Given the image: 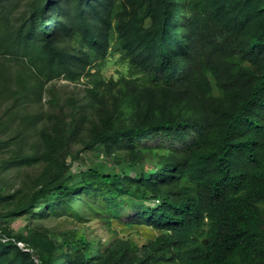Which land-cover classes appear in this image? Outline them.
Instances as JSON below:
<instances>
[{"label": "trees", "instance_id": "16d2710c", "mask_svg": "<svg viewBox=\"0 0 264 264\" xmlns=\"http://www.w3.org/2000/svg\"><path fill=\"white\" fill-rule=\"evenodd\" d=\"M83 76L91 124L49 85ZM152 201L124 221L160 230L145 244L82 227ZM62 213L81 226H10ZM0 264H264V0H0Z\"/></svg>", "mask_w": 264, "mask_h": 264}, {"label": "rangeland", "instance_id": "374dc122", "mask_svg": "<svg viewBox=\"0 0 264 264\" xmlns=\"http://www.w3.org/2000/svg\"><path fill=\"white\" fill-rule=\"evenodd\" d=\"M90 70L91 73L96 74L97 80H102L104 82L108 81V86L106 87L105 85H102L97 92V93L99 92L104 93V100H106L111 96H117L118 93L117 81L121 76H124L127 73L126 65L120 60V56L118 54L112 53V55H109L104 59L96 60L90 67ZM64 78L60 77L59 79L54 80L53 82H49L51 88L55 86V92L57 96L60 98V102H58L59 105L57 106L58 110H64L66 113L69 114L71 110V106H68L67 99L72 98L75 101H79L78 115L84 117L88 122V124L95 123L102 109V99L97 98L95 100V98L92 97L91 94L86 89V88H91L93 86L94 78L83 76L77 82H73L70 80L68 81L67 79ZM111 78L113 79L114 82H109ZM108 88H110V90ZM49 97L50 95L46 91L42 99L45 114L47 112H51L49 106V101H50ZM95 106H97L99 110L96 109ZM36 116L38 120L40 117L38 114ZM43 116L46 117L45 115ZM40 126H41V120H38V125L35 128L33 125L32 128L37 130L38 128H40ZM35 130L33 131V134L34 137H37L38 134L36 136ZM19 142H20V136H18L14 140V143H19ZM74 150H76V147H73V151ZM97 150L101 151V148L97 147ZM99 154L102 153L99 152ZM75 163H77V161ZM79 167L84 168V166L80 164ZM18 168L19 166L13 164L11 167L8 168L7 171H5L4 180L7 186L10 185V187L16 188L20 185V182H22L23 179L26 180L30 177V175L23 176V174H30V169L32 170V168L26 167L28 169L22 175L19 176L18 174L21 169ZM77 170H80V168ZM153 204L156 205L157 202L156 201H152V203L149 202V204H146L144 208L139 204L128 205L125 203L119 207L118 218H112L110 223L107 222L104 215L102 216L90 215L87 218L89 220L86 219V221L82 223L83 225L82 227H86L88 231L91 232V235L94 236L95 238H101L103 243L105 244L106 242L112 240L113 238H116L117 236H122L125 239L126 238L132 239L139 245L145 244L148 240L154 238L157 234H159L160 230L153 229L149 226L142 224L138 226H129L126 225V222L124 221L130 219V217L133 216L134 214L141 212V210H150L152 206H155ZM97 206L102 209L104 208V204H99ZM98 211L99 210H97V212ZM29 221L30 222L28 223V220H24L23 218H18L13 220L10 226L15 230L16 229L23 230L28 226L32 227L35 222H40L43 226H47L52 231H60L63 230L64 228H68L72 226H79V227L81 226L79 222H77L71 216L66 215L65 213H62L60 215L51 214L44 219L33 218Z\"/></svg>", "mask_w": 264, "mask_h": 264}]
</instances>
